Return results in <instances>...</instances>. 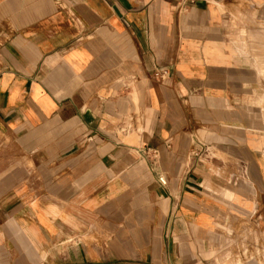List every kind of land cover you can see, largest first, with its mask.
I'll return each instance as SVG.
<instances>
[{"label": "crops", "instance_id": "0c3cea01", "mask_svg": "<svg viewBox=\"0 0 264 264\" xmlns=\"http://www.w3.org/2000/svg\"><path fill=\"white\" fill-rule=\"evenodd\" d=\"M263 43L264 0H0V264H264Z\"/></svg>", "mask_w": 264, "mask_h": 264}, {"label": "rangeland", "instance_id": "374dc122", "mask_svg": "<svg viewBox=\"0 0 264 264\" xmlns=\"http://www.w3.org/2000/svg\"><path fill=\"white\" fill-rule=\"evenodd\" d=\"M264 44V43H263ZM259 53V55H258ZM252 56L254 57V60L252 58V61H256L258 58L256 56H261V58L264 60V47L263 48H257L255 50H252L251 52ZM260 67V66H259ZM259 69V68H258ZM262 74V81L258 82V86H257V91L259 92V96L257 97V99L260 101V103H258V108H261L262 109V118H263V121H264V100H262V98L264 97V74ZM254 88V87H253ZM252 93H254V89H252ZM251 93V94H252ZM248 103L249 104H254V96L253 95H248V99H247ZM222 264H228L227 262H224Z\"/></svg>", "mask_w": 264, "mask_h": 264}, {"label": "built area", "instance_id": "2783aa9c", "mask_svg": "<svg viewBox=\"0 0 264 264\" xmlns=\"http://www.w3.org/2000/svg\"><path fill=\"white\" fill-rule=\"evenodd\" d=\"M165 74H166V71H165V70H159V71H155V72L153 73V75H154L156 78H162ZM140 152H141L143 158H147L149 152H151V154H155V150H154V149H151V150H150V149H145L144 152H142V151H140ZM157 180H158V182H159L160 184H162V185H164L165 182H166V180H165V178H164L163 175H159V176L157 177Z\"/></svg>", "mask_w": 264, "mask_h": 264}]
</instances>
